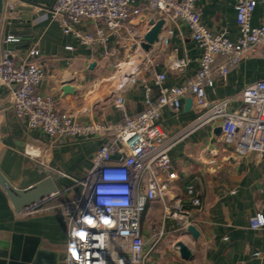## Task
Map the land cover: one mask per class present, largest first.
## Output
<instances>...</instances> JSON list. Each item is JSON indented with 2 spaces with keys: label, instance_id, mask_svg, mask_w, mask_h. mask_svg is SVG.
<instances>
[{
  "label": "crops",
  "instance_id": "crops-1",
  "mask_svg": "<svg viewBox=\"0 0 264 264\" xmlns=\"http://www.w3.org/2000/svg\"><path fill=\"white\" fill-rule=\"evenodd\" d=\"M18 7L20 22L15 28L6 26L4 33L24 35L18 51L36 46L40 56L36 62L42 66L43 77L37 87L42 94L56 100L57 111L75 115L83 124L91 122L123 123L124 116L134 117L143 111V89L130 87L128 74L118 78L108 73L121 58L104 60L69 36L63 35L57 22L49 15L54 0H24ZM237 0H198L196 10L203 26L212 34L226 31L231 41L238 37L236 23ZM143 14H147L143 8ZM262 17L258 5L251 18V26L258 27ZM137 22V21H136ZM142 26V25H141ZM173 36L154 45L142 56V64L154 63L152 72H165V85L178 86L194 77L198 70L201 50L191 40L187 27L177 23ZM71 47L72 50H67ZM123 57V56H121ZM186 58L184 71L169 69L173 59ZM224 62L219 57L215 66ZM95 63L90 70L89 65ZM114 65V66H113ZM123 67L120 63L117 66ZM151 82L152 74L143 73ZM264 78V58L257 54L230 67L226 77L213 75V85L205 87L208 101L233 99L229 106L238 107V96L247 85ZM70 84L74 93L62 92ZM122 94L124 113L112 107L115 95ZM155 100L156 88L152 93ZM188 98V97H187ZM182 99L178 112L164 108L160 126L168 137L179 138L170 151V159L177 174L172 184L169 205L188 207L185 188L195 187L201 207L194 209L187 222L199 233L196 241L173 218L163 217V206L150 203L143 215L142 234L146 241L143 264H264V229H249L248 218L256 213L264 215V155L257 153L238 157L226 144L219 141L215 127L207 125L188 133L199 111L185 110ZM205 129V132L201 130ZM91 137L51 139L39 131H30L24 121L17 120L6 101H0V172L17 188L51 177L61 192L42 203L32 216L16 213L6 194L0 188V264H62L67 248V222L58 205L72 200L80 188L71 185L68 178H83L92 166L97 149L112 139ZM31 149L34 153L28 152ZM29 154L39 155L38 159ZM46 161L48 169L40 162ZM151 229L162 230L158 242L151 238ZM184 243L192 258L183 260L175 247Z\"/></svg>",
  "mask_w": 264,
  "mask_h": 264
},
{
  "label": "built area",
  "instance_id": "built-area-1",
  "mask_svg": "<svg viewBox=\"0 0 264 264\" xmlns=\"http://www.w3.org/2000/svg\"><path fill=\"white\" fill-rule=\"evenodd\" d=\"M197 1L54 0L49 15L63 35L104 60L122 54L139 62L135 67L130 66L128 85H140L143 89V111L134 117L124 116L119 124H83L71 113H59L56 100L37 91L43 77L42 66L35 60L40 56L39 49L27 47L19 55L24 35L15 31L4 33L6 26L14 29L20 22L18 7L25 1L3 0L0 101H6L15 118L24 121L30 131H39L51 139L113 135L94 153L92 166L83 178L72 179L59 173L71 182L63 188V193L73 186L80 188L77 197L58 205L67 222V248L62 264H143L146 241L142 218L148 205L156 201L163 206L164 218L176 219L184 229L190 225L187 219L194 209L201 207V199L195 187L188 185L185 193L189 206L169 205L172 184L177 179L170 151L179 138L168 137L162 130L160 119L164 108L178 112L182 99L191 98V106L204 112L188 128V133L213 125L220 128L219 141L232 146L238 157L264 155V78L244 87L237 98L240 105L231 111L228 108L233 99L208 101L205 95V87L213 85V75L224 78L229 68L242 60L257 54L264 58V0H237L235 41L227 38L226 31L212 34L203 26L195 6ZM258 5L262 9L260 25L252 27L251 18ZM143 8L147 14H143ZM159 20L164 25L155 45L169 40L173 27L182 23L201 50L194 77L178 86H166V73H153L150 67L154 63L142 64L145 52L140 43L150 28L149 22ZM219 57L224 62L215 66ZM187 66L186 58L169 63V69L176 71H184ZM143 73L152 74L151 82L143 78ZM153 88L158 92L155 100ZM112 107L124 113L122 94L114 96ZM29 157L38 159L39 155L29 154ZM40 164L49 168L46 161ZM60 194L58 190L49 198ZM49 198L27 207L21 214L34 215ZM248 226L253 231L264 229V215L260 212L251 215ZM150 231L155 243L163 236L162 230Z\"/></svg>",
  "mask_w": 264,
  "mask_h": 264
},
{
  "label": "water",
  "instance_id": "water-1",
  "mask_svg": "<svg viewBox=\"0 0 264 264\" xmlns=\"http://www.w3.org/2000/svg\"><path fill=\"white\" fill-rule=\"evenodd\" d=\"M3 7V0H0V16ZM149 30L143 37V41L140 43L141 49L147 53L149 52L153 45L158 43L159 34L161 33L162 27L164 25L163 20L157 22L150 21ZM95 63L89 65L91 70L94 67ZM62 92L73 94V88L70 84H64L62 87ZM192 100L187 98L185 101V110L188 111L191 108ZM216 134L220 133V128H216L214 131ZM0 188L6 194L11 206L13 207L16 213H21L24 209L34 204H38L40 201L49 198L52 195H55L58 192V188L55 185L51 177H46L36 182L35 184L29 185L26 188H17L12 185L8 179L0 172ZM187 234H189L192 240L196 241L199 233L196 228L192 225H188L186 228ZM175 247L178 250L179 256L183 260H188L192 258L191 251L189 248L182 242H177Z\"/></svg>",
  "mask_w": 264,
  "mask_h": 264
},
{
  "label": "rangeland",
  "instance_id": "rangeland-1",
  "mask_svg": "<svg viewBox=\"0 0 264 264\" xmlns=\"http://www.w3.org/2000/svg\"><path fill=\"white\" fill-rule=\"evenodd\" d=\"M122 56V54H120L118 57L119 58H121L116 64H115V67H113V69H112V67L111 68H109V71H108V73L109 74H111V75H114L115 74V72H116V70H117V66L121 63L122 64V66H124L125 64H128L129 62H127V61H130L129 59L131 58H126L125 57V55H123V57H121ZM114 66V65H113ZM234 108H236V107H234ZM228 110L229 111H231L232 109H231V106H229V108H228ZM202 112H204V110H201L198 114H200V113H202ZM210 125H207V127H209ZM205 132V129H203V130H201V132ZM226 147H228L229 148V151H232V153H234V150H233V147L232 146H229V145H226ZM235 154V153H234ZM236 155V154H235ZM237 156V155H236ZM57 186L59 187V185H58V183H57ZM80 191V190H79ZM142 222H143V218H142Z\"/></svg>",
  "mask_w": 264,
  "mask_h": 264
},
{
  "label": "bare ground",
  "instance_id": "bare-ground-1",
  "mask_svg": "<svg viewBox=\"0 0 264 264\" xmlns=\"http://www.w3.org/2000/svg\"><path fill=\"white\" fill-rule=\"evenodd\" d=\"M131 56H129L128 58H130ZM129 63L128 64H125L123 67H119L117 69V76L118 78L122 77L123 75H126L128 74V70L131 67H135L139 62L136 61L133 57H131L129 59ZM28 152H31V153H34L31 149L28 150Z\"/></svg>",
  "mask_w": 264,
  "mask_h": 264
}]
</instances>
